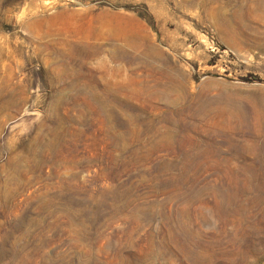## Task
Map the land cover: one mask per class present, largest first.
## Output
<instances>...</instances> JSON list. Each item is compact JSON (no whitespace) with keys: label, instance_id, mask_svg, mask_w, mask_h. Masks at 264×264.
<instances>
[{"label":"rangeland","instance_id":"rangeland-1","mask_svg":"<svg viewBox=\"0 0 264 264\" xmlns=\"http://www.w3.org/2000/svg\"><path fill=\"white\" fill-rule=\"evenodd\" d=\"M182 225L264 264V0H0V264H194Z\"/></svg>","mask_w":264,"mask_h":264},{"label":"bare ground","instance_id":"bare-ground-1","mask_svg":"<svg viewBox=\"0 0 264 264\" xmlns=\"http://www.w3.org/2000/svg\"><path fill=\"white\" fill-rule=\"evenodd\" d=\"M179 233L182 236H186V238L188 240L187 253L191 254V256H194V259H192V260L195 263H197V264H206V263H202V262H204V261L211 262L212 261L213 254H205V253H202L201 251L195 250L192 247L194 242H195L194 241V239H195L194 236L195 235H193V232H190L189 229L186 226L182 225V227L179 230ZM196 245H198L197 242L195 243V246ZM214 258H215V256H214Z\"/></svg>","mask_w":264,"mask_h":264}]
</instances>
